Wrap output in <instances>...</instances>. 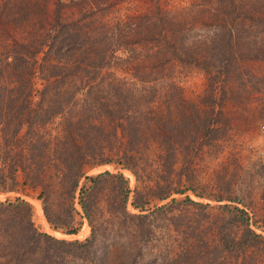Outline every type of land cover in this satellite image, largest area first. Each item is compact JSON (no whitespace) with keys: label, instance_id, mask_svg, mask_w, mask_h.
I'll return each mask as SVG.
<instances>
[{"label":"trees","instance_id":"1","mask_svg":"<svg viewBox=\"0 0 264 264\" xmlns=\"http://www.w3.org/2000/svg\"><path fill=\"white\" fill-rule=\"evenodd\" d=\"M84 26L56 14L40 37L11 39L8 81L0 85V192L39 190L51 228L76 234L82 221L75 226L53 218L46 201L55 188L58 211L71 215L77 213L78 191L90 234L70 241L51 237L35 227L27 201L0 202L7 217L0 225L5 264H150L137 261L132 250L143 230L151 232L156 211L173 213L178 238L157 255L147 252L162 264H264V225L257 232L256 221L228 191H197L190 179L202 147L227 132L221 104L212 96L203 106L184 97L171 72L173 61L184 62L177 52L171 60L161 51L119 45L131 63L130 78L106 71L116 50ZM100 165L116 171L85 175V168ZM123 170L134 176L133 190ZM187 191L218 202L220 212H210V202L196 201ZM131 193L130 205L139 214L127 210ZM103 197L112 217L122 215L112 223L132 230L122 245L98 239ZM139 254L142 259L146 252Z\"/></svg>","mask_w":264,"mask_h":264},{"label":"rangeland","instance_id":"2","mask_svg":"<svg viewBox=\"0 0 264 264\" xmlns=\"http://www.w3.org/2000/svg\"><path fill=\"white\" fill-rule=\"evenodd\" d=\"M56 14L63 21L79 20L89 36L116 50L104 69L117 77L130 78L131 63L124 60L120 46L141 49L143 53L161 51L171 60L176 52L182 57L184 62H172L171 72L176 75L184 97L203 106V101L212 96L221 104L228 125L224 136L203 146L194 158L190 179L197 191L218 193L220 188L236 197L241 201L236 204L249 212L251 222L257 223L252 227L259 232L256 227L264 225V0H0V85L8 81L5 61L12 53L11 39L40 37ZM106 170L116 171L111 165H100L87 167L84 172L94 175ZM123 173L133 190L134 176L126 170ZM83 182L84 177L79 185ZM57 192L53 188L46 205L52 217H59L63 223L73 220L77 226L82 221L76 234L51 228L44 202L37 198L39 190H3L0 202H14L17 197L27 201L32 206L35 227L51 237L66 241L86 238L90 226L78 204V191L77 213L71 215L58 211L61 200ZM186 194L196 201L210 202V212H220L215 207L218 202L200 199L190 191ZM131 199L132 193L128 212L139 214L131 207ZM107 203L109 200L103 197L97 212L98 239L105 243L112 239L122 245L131 237L132 230L126 224L112 223L121 220L122 215L112 217ZM172 215L163 211L150 215L151 232L143 230L141 238H133L132 251L137 261L162 264L160 257L153 259L148 255H157L178 239L171 224ZM5 220L7 217L0 212V225H5ZM2 229L0 236L4 235ZM4 239L0 244V264H5ZM46 245L43 243L42 247ZM143 250L146 255L141 259L139 252Z\"/></svg>","mask_w":264,"mask_h":264}]
</instances>
